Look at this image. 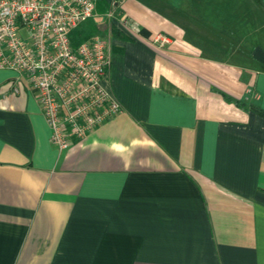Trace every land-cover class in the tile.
<instances>
[{"label": "crops", "instance_id": "obj_1", "mask_svg": "<svg viewBox=\"0 0 264 264\" xmlns=\"http://www.w3.org/2000/svg\"><path fill=\"white\" fill-rule=\"evenodd\" d=\"M108 3L123 109L69 148L0 69V264H264V0Z\"/></svg>", "mask_w": 264, "mask_h": 264}, {"label": "built area", "instance_id": "obj_2", "mask_svg": "<svg viewBox=\"0 0 264 264\" xmlns=\"http://www.w3.org/2000/svg\"><path fill=\"white\" fill-rule=\"evenodd\" d=\"M98 1L0 0V69L23 76L36 91L50 142L58 150L69 148L123 109L106 86L110 32L95 33L75 46L71 41L72 31L96 16ZM124 1L109 0V21ZM119 23L139 31L126 18ZM153 42L162 46L170 38L158 33Z\"/></svg>", "mask_w": 264, "mask_h": 264}, {"label": "trees", "instance_id": "obj_3", "mask_svg": "<svg viewBox=\"0 0 264 264\" xmlns=\"http://www.w3.org/2000/svg\"><path fill=\"white\" fill-rule=\"evenodd\" d=\"M113 28V27H112ZM111 28V29H112ZM98 31V25L97 23L92 19H87L85 22L78 25L71 33V41L72 44L78 45L82 41L90 38L92 35H94ZM117 29L113 28L112 33H116ZM226 99L228 101H232L230 97L226 96ZM236 104L241 105L239 101H235Z\"/></svg>", "mask_w": 264, "mask_h": 264}, {"label": "rangeland", "instance_id": "obj_4", "mask_svg": "<svg viewBox=\"0 0 264 264\" xmlns=\"http://www.w3.org/2000/svg\"><path fill=\"white\" fill-rule=\"evenodd\" d=\"M248 3H249V1H248ZM244 8H246L245 10L243 9L245 12H249V13L252 12V10H251L249 7H244ZM243 20H245V16H243ZM249 27H251V26L249 25V23L246 24L245 26L242 25V31H243V32H248V31H249Z\"/></svg>", "mask_w": 264, "mask_h": 264}]
</instances>
